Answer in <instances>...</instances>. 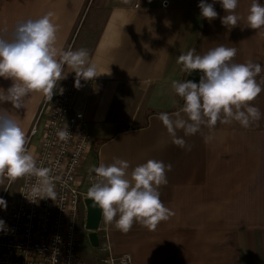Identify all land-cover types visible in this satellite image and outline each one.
I'll use <instances>...</instances> for the list:
<instances>
[{
	"label": "crops",
	"instance_id": "1",
	"mask_svg": "<svg viewBox=\"0 0 264 264\" xmlns=\"http://www.w3.org/2000/svg\"><path fill=\"white\" fill-rule=\"evenodd\" d=\"M250 4L239 0V26L228 31L220 23L225 12L219 4L214 6L217 18L209 23L199 16L198 0H0V36L9 38L17 23L52 12L56 48L86 49L96 65L98 76L80 81L75 104L94 138L77 178L82 192L91 186L92 170L114 157L127 160L129 171L148 159L171 165L168 183L159 192L172 215L154 230L134 223L124 234L102 218L94 246L84 228L83 203L77 250L82 264H110L109 256L124 255L130 264H264V29L241 30ZM218 45L237 49L235 63L261 64L256 79L262 91L251 102L261 117L248 128L236 121L202 127L184 137L186 147L181 148L156 116L178 110L179 96L171 85L187 77L178 56L189 50L203 55ZM70 71L65 66L66 78L75 81ZM10 83L0 78V87ZM43 97L32 92L23 99L22 110L5 103L0 112L19 123L28 137ZM118 128L123 129L111 138ZM39 138L27 147L33 155ZM20 185L18 180L13 206ZM4 188L0 177V198Z\"/></svg>",
	"mask_w": 264,
	"mask_h": 264
},
{
	"label": "clouds",
	"instance_id": "2",
	"mask_svg": "<svg viewBox=\"0 0 264 264\" xmlns=\"http://www.w3.org/2000/svg\"><path fill=\"white\" fill-rule=\"evenodd\" d=\"M239 0H198L199 16L209 23L218 16L215 5L225 12L220 23L228 31L239 26L236 13ZM53 13L47 12L36 19L16 24L11 36H0V78L10 80L6 89L0 87V104L8 103L20 109L23 99L38 92L51 99L53 89L65 78L64 68L75 73L74 86L80 81L97 77L96 65L89 61L86 49L62 50L56 48L58 26L52 22ZM244 28L264 29V4L251 0ZM237 49L218 45L203 55L189 50L177 58L181 71L187 76L194 70L198 80L173 81L172 89L183 103L175 112H161L156 118L162 122L172 143L186 147L184 137L194 135L202 127L214 128L217 123L236 121L243 128L250 127L261 117L260 110L251 102L262 91L257 76L262 71L259 63L233 62ZM62 92V89H61ZM182 131L183 136L177 132ZM60 140H67L69 131L59 130ZM208 138H206L207 140ZM28 143L25 130L6 113L0 112V177L10 183L18 178L34 176L28 201L55 200V183L47 167H38L34 155L25 147ZM127 160L113 158L109 164L101 163L92 171L97 180L87 190L90 206L100 211L104 222L121 233H128L134 223L154 230L160 221L167 220L172 212L160 200L159 189L168 183L166 172L171 165L161 160L148 159L131 168ZM6 201L0 198V209ZM5 222L0 219V231Z\"/></svg>",
	"mask_w": 264,
	"mask_h": 264
},
{
	"label": "built area",
	"instance_id": "3",
	"mask_svg": "<svg viewBox=\"0 0 264 264\" xmlns=\"http://www.w3.org/2000/svg\"><path fill=\"white\" fill-rule=\"evenodd\" d=\"M75 81L63 78L57 81L51 99H42L28 133L31 140L40 135L34 155L38 167L50 169L55 183V200L31 198L34 176L21 177L17 201L5 229L0 231V264H82L77 250L81 241V206L86 194L77 183L80 168L92 150L94 138L87 129L84 114L75 110L78 88ZM62 89V92H61ZM68 130L67 140H60L59 130ZM5 190L9 184L2 177ZM91 185L96 174L88 177ZM5 192V191H4ZM85 225V224H84ZM130 264L128 255L109 256L106 262Z\"/></svg>",
	"mask_w": 264,
	"mask_h": 264
},
{
	"label": "water",
	"instance_id": "4",
	"mask_svg": "<svg viewBox=\"0 0 264 264\" xmlns=\"http://www.w3.org/2000/svg\"><path fill=\"white\" fill-rule=\"evenodd\" d=\"M196 71L197 70H194L193 74L187 76L186 79L198 80L199 77L196 75ZM84 204L86 207V219L84 228L89 231V239L92 245L98 246L96 231L100 226L102 216L100 215V211L98 209H94L90 206V201L88 200V198H85Z\"/></svg>",
	"mask_w": 264,
	"mask_h": 264
},
{
	"label": "rangeland",
	"instance_id": "5",
	"mask_svg": "<svg viewBox=\"0 0 264 264\" xmlns=\"http://www.w3.org/2000/svg\"><path fill=\"white\" fill-rule=\"evenodd\" d=\"M22 110V108H20ZM19 179V178H18ZM18 179L9 187L7 190H5L2 198L6 201V208L0 209V219H2L5 223L7 221L8 214L10 215V212L12 210V199H14L15 195V186L17 185ZM79 252L82 256L86 257V253L84 250L79 249ZM88 262V261H87Z\"/></svg>",
	"mask_w": 264,
	"mask_h": 264
},
{
	"label": "trees",
	"instance_id": "6",
	"mask_svg": "<svg viewBox=\"0 0 264 264\" xmlns=\"http://www.w3.org/2000/svg\"><path fill=\"white\" fill-rule=\"evenodd\" d=\"M182 103H183V101H182V99L179 97V102H178V106H177L176 110L179 109V108L182 106ZM122 129H123V128H118V129H116L115 132L113 133V135L111 136V138H112L113 136H115L118 132H120ZM107 140H108V139L101 140V141H99V143H103V142H105V141H107Z\"/></svg>",
	"mask_w": 264,
	"mask_h": 264
}]
</instances>
